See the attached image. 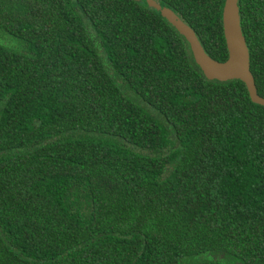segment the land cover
I'll list each match as a JSON object with an SVG mask.
<instances>
[{"label":"trees","instance_id":"16d2710c","mask_svg":"<svg viewBox=\"0 0 264 264\" xmlns=\"http://www.w3.org/2000/svg\"><path fill=\"white\" fill-rule=\"evenodd\" d=\"M228 58L225 0H156ZM264 98V0H239ZM0 264H264V107L135 0H0Z\"/></svg>","mask_w":264,"mask_h":264},{"label":"water","instance_id":"95a60500","mask_svg":"<svg viewBox=\"0 0 264 264\" xmlns=\"http://www.w3.org/2000/svg\"><path fill=\"white\" fill-rule=\"evenodd\" d=\"M145 2L154 9L181 35L189 45L195 64L208 81L227 83L241 81L245 84L251 101L264 107V98L257 93L254 77L250 70V52L241 27L239 0H225L222 11V26L228 58L219 62L211 58L203 48L195 30L185 23L173 10L156 0H135Z\"/></svg>","mask_w":264,"mask_h":264},{"label":"rangeland","instance_id":"374dc122","mask_svg":"<svg viewBox=\"0 0 264 264\" xmlns=\"http://www.w3.org/2000/svg\"><path fill=\"white\" fill-rule=\"evenodd\" d=\"M0 42H3L5 45H8L10 47H16V44L14 41H12V38L9 36H4L0 33Z\"/></svg>","mask_w":264,"mask_h":264}]
</instances>
